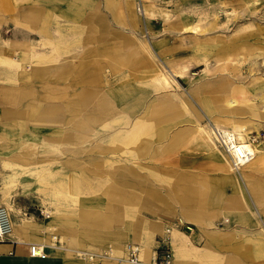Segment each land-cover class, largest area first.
<instances>
[{
	"label": "crops",
	"instance_id": "0c3cea01",
	"mask_svg": "<svg viewBox=\"0 0 264 264\" xmlns=\"http://www.w3.org/2000/svg\"><path fill=\"white\" fill-rule=\"evenodd\" d=\"M112 1L0 0V33L18 34H3L0 40V150L11 158L4 163L10 169L5 186L32 176L39 184V210L49 214L47 219L33 212L29 217L24 207L11 206L13 232L0 241V264H132L125 260L128 245L140 247L142 264H153L165 247L173 249V264H264L260 153L238 176L216 151L180 139L178 150L145 158L148 164L130 174L107 171L106 154L100 153L107 143L97 154L89 149L91 141L69 139L74 131H90L75 127L72 118L61 122L79 114L71 113L76 100L94 93L107 96L133 79L152 80L140 66L122 65V55L108 52L136 48L125 37L140 25L133 24V0ZM107 4L113 11H106ZM124 4L128 27L119 23ZM144 9L147 16L150 10ZM33 19H39V48L28 40L29 30L14 23L34 27ZM174 25L180 32L151 42L155 50L184 48L187 34ZM155 28L152 23L153 33ZM30 142L39 161L27 156ZM169 229H177V235ZM32 244L43 246L47 256H31Z\"/></svg>",
	"mask_w": 264,
	"mask_h": 264
},
{
	"label": "rangeland",
	"instance_id": "374dc122",
	"mask_svg": "<svg viewBox=\"0 0 264 264\" xmlns=\"http://www.w3.org/2000/svg\"><path fill=\"white\" fill-rule=\"evenodd\" d=\"M107 1L108 3L113 2L112 0ZM133 1L136 4V18L134 20L136 22L133 24L136 26L140 25L137 31L128 32L127 34L131 33V36L125 38L126 40H133L137 46L132 51L124 54L114 53L115 51H110V49L108 52H110L111 56L115 55L120 58L122 55L124 60H132L133 62L131 64L126 63V61L120 64L140 66L141 69L150 73L152 80L148 82H138L133 79L135 83L125 82L122 86L112 89L110 94L107 93V96L100 97V94H89V97L86 99H88L87 102H89L90 105L87 103V109H85L84 105L80 106V118L82 119V116L85 115V111L88 112L89 106L99 104L101 98H104L102 116L94 117L93 119L84 117V121L81 123L83 126L81 127L90 129V131H74L71 133L73 136L69 139L80 136L78 140L86 139L91 141L89 143L91 145L89 149L97 154H99V145L107 143L109 147L106 149L102 147V152L100 151L102 155L106 154V164L104 165L107 167V171L121 170L127 171L130 174L137 173V167L143 169L141 165L148 164L143 163V159L148 158L150 160H155L156 158L165 157L166 152L178 150V148L175 147L176 142L180 139L186 140L184 145L191 140H193V142L197 140L200 145L205 146L197 138L198 128H196L197 123L195 117H200L204 126L214 123V121L208 116V113L200 103L199 97L197 98L196 96L198 91L194 88L200 86V84H205V81L208 79L204 71L206 65L203 57L205 58L209 53H216V55H214L215 57L211 56L210 59L215 63L217 57L223 56V53L218 50V47L227 49L237 48V55L235 54L232 60L230 58L228 60L222 59L223 63L224 60H226L223 66L226 72H223L224 75L220 77L224 80L233 82L232 85L240 91H247L246 94L248 95H245L243 99L247 100L249 102L248 104L254 106L253 111L260 115L263 114L264 116V87H260L261 83L264 81V0H143L142 5L139 4L137 0ZM125 4L122 10L120 7L118 10V13L121 15L119 23L123 27H128L131 23L128 24L127 21L131 19L126 16L128 13ZM145 4L150 10L147 16L144 9V6H146ZM107 5L109 10L106 11H113L114 7L112 4ZM201 9L204 12H202ZM242 10L245 13H243ZM32 21L35 25L34 27H30L28 23L26 25L24 21L20 20H16L14 23L18 27L27 28L30 33L27 34L28 40H30V38L34 40L31 42L37 44L35 48H39V41L38 43L35 41L36 39L39 40V30H37L39 19H33ZM152 23H155L156 26L155 33L150 29ZM175 23L187 34V44L181 50L157 48L159 50L158 52L151 42L154 43L159 37L162 38L169 35L170 31L174 30L180 32L179 29L172 28L175 26ZM218 28H220V30H218ZM15 31L16 30L3 31L0 33V40L3 34L14 37L16 35ZM16 36H18V34ZM32 43H25L28 44L31 51L34 50ZM127 43L128 42H123L122 44ZM242 47L250 49V52L246 49L243 50ZM42 48L44 47L42 46ZM30 69L31 68H29V72ZM162 74L169 77L171 76L170 78L175 79L178 83H175V87L171 88L170 91L174 96H180L182 98L183 110L175 119H169L166 123L162 124V128L156 127L148 130L144 128L146 125V113L166 107V105L161 104L159 94L161 90L160 86L163 85ZM254 74L257 75L254 76ZM20 85L21 84L18 86ZM126 86L132 87L133 90L128 94V98L123 95V90ZM151 93L152 96L149 97ZM113 95H115V97L118 96V98L115 99ZM141 95L144 97V99H142L144 107L137 108L136 104L140 101L139 96ZM241 96H243V94H241ZM242 101L245 102L244 100ZM126 104H128L129 107H126ZM251 117L252 118L245 117L249 120L247 121L248 128L252 131L249 134L250 136L257 137L255 145L258 146L260 155L264 158V118L254 117V115H251ZM70 118H72L70 122L73 123L75 120H79L77 115H74L61 119V122L68 124ZM216 118L221 119L226 117H218L217 115ZM137 126H139L140 129ZM156 134L160 135L159 138L154 137ZM129 135H133L134 137L131 136V138H128L130 141L122 143L121 147H112V145H110V142L114 139H122L124 136ZM138 135L142 139L141 144L135 142L138 139ZM145 135L147 136L145 137ZM151 140L155 141L153 142ZM167 140H169V142L164 144ZM29 141L30 140H28V142ZM1 143L0 141V144ZM197 147L196 144L195 148ZM28 152L27 156H30L31 160L39 161V158L36 156L38 152L37 148L32 142L29 143ZM4 154H9V152L3 153V151L0 150V207H6L11 212H14V209L10 207L12 205L15 208L24 207L26 214L29 215L33 212L34 214H38L36 218H39L40 214V218L47 219L48 217L41 214V210H39V191L37 190L39 184L32 176L25 175L24 178L18 180L14 185L9 187L5 186L6 178L10 176V169L6 167L4 163L11 158H6L9 155ZM96 156L98 155L92 158ZM224 162L226 163V161ZM262 163L264 166V159ZM120 165L123 166L121 167ZM226 165L228 167L227 163ZM245 170L247 169L241 170L236 174L240 176V173H243ZM42 209L45 210L44 208ZM44 213L46 214L45 211ZM29 217H31V215H29ZM219 224L220 228L224 227L223 224ZM183 228L186 229V227ZM259 230L264 233V228Z\"/></svg>",
	"mask_w": 264,
	"mask_h": 264
},
{
	"label": "bare ground",
	"instance_id": "6f19581e",
	"mask_svg": "<svg viewBox=\"0 0 264 264\" xmlns=\"http://www.w3.org/2000/svg\"><path fill=\"white\" fill-rule=\"evenodd\" d=\"M221 4H222V2H221ZM127 8L129 9V7H127ZM201 11H202V9H201ZM202 12H204V11H202ZM242 12H243V10H242ZM243 13H245V12H243ZM218 30H220V28H218ZM227 35H229V34H227ZM205 37H207V36H205ZM242 48H243V50L246 49L248 52H250V49H248L246 47H242ZM218 50L221 53H223V56L217 57L216 58L217 61L215 63L213 62V60H210V59H211V56L212 57H215L214 55H216V53H209V54H207L205 56V58L203 57L204 63L206 65V68L204 69V71H205L206 77L208 79L205 81V84H202V85L200 84V86H198V87L196 86L194 88L196 91L199 92V93L198 92L196 93V96H197V98L199 97L200 103L202 104V106L204 107V109L206 110V112L208 113V116L214 121V123L206 124L204 126L202 124V121L200 120L201 118L200 117H195L196 123H197L196 128H198L197 138L207 148H209V149H211L213 151H216V153H219L221 155V157L224 159V161H226V163L228 164L229 171H231L232 173H234V172L235 173H238L241 170H244L247 167H249L255 161H257V159L259 158V153H260V150L258 149V146L250 143V146H251V148L253 150L254 158L251 161H249V163L243 164V165H241L238 168H234L233 165L231 164L230 157L217 145L218 142L214 138L213 133L215 132L216 129L222 130V131H224L226 133H229L231 131V132L236 133L241 140L250 141L251 136H250L249 133L252 132V131H251V129L248 128V122L247 121H249V120H247L245 117L252 118L251 115H254V117L264 118V116H263V114L260 115L257 112L253 111L254 106L248 104L249 102L247 100L243 99V97L245 95H248V94H246L247 91H243V92L240 91L238 88H235L232 85L233 82L228 81V80H224L222 77H220V76H223L224 73L226 72V70L223 68V66L226 63L225 61L228 60L229 58L232 60L233 57L235 56V54L237 55V52H236L237 51V48L236 49H227V48L218 47ZM103 55H105V54H103ZM222 59H226V60H224V63H223ZM124 61H126V63H129V64H131L133 62L130 59H126ZM93 62H94V60H93ZM243 63H245V62H243ZM201 65H203V64H201ZM226 69L229 70L228 68H226ZM256 75L254 74V76H256ZM260 76H262V75H260ZM161 77H162L163 85L160 86V89L161 90H160L159 94H160L161 104L166 105V107L163 108V109H159V110L152 111V112L149 111L148 113H146V116H145V119H146V123L145 124L146 125H145L144 128H147L148 130H150L152 128H156V127L157 128L158 127L159 128H162V124L166 123L169 119H172V120L175 119L179 114L182 113V110H183V108H182V101H183L182 98L180 96H177V97L174 96V94H172L171 91H170L171 88H174L175 87V83H177L176 80L170 78L171 76L169 77V76H167L165 74H162ZM260 87H264V81L261 83ZM57 91H59V90H57ZM132 91H133L132 90V87L126 86L124 88V90H123L124 97L128 98V94L131 93ZM167 91H169V92H167ZM53 92H55V90ZM175 93H176V91H175ZM50 94H51V92H50ZM241 94H243V96H241ZM113 96H114L115 99L118 98V96H116V97H115V95H113ZM139 99H140V101L136 104V106H137V108H143L144 107V105L142 103V99H144L143 95L139 96ZM242 100H244L245 102H243ZM87 101H88V99H85V100H82V101H76L74 104H72L71 113H73V114L74 113H76V114L79 113L81 111V108H80L81 105H84L85 106V109H87V103L90 105V103L87 102ZM103 102H104V98H101L99 104H96V105L93 104L92 106H89L88 112L85 111L84 112L85 115L82 116V119L83 120L80 118V114H78L77 117L79 118V120H76L74 122V126L77 127V128L81 127L82 126L81 123H82V121H84V117H87V118H90V119H93L94 117H101L102 116V111H103L102 110ZM125 106L126 107H129L128 104H126ZM217 115H218V117L219 116H223V117H226V118L219 119V118H216ZM260 124H262V123H260ZM137 127L139 128V126H137ZM160 130H162V129H160ZM164 134H163V136H164ZM131 136H133V135L124 136L122 139L121 138H116L112 142H110V145H112V147H121V144L122 143H126V142H129L130 141V139H128V138H131ZM146 136L147 135H145V137ZM159 136L160 135H157V134L154 135V137H157V138H159ZM135 142L141 144L142 139H141V137L139 135H138V139ZM138 146H140V145H138ZM42 181H44V180H42ZM69 190H70V188H69ZM58 195H60V193ZM66 195H68V194H66ZM9 215H10V218L8 217ZM48 216H49V214H48ZM10 219H11V213H10L9 209H7L6 207H1L0 208V230H1L0 232L2 234H4L5 230H7V231H9L10 236H11V234L13 232V222H12V219L11 220ZM187 229L188 230H192L191 227H188ZM176 230L177 229H169L168 231H172V233H176L175 232ZM177 232H178V230H177ZM176 235H177V233H176ZM263 235H264V233H263ZM4 237H3V239H4Z\"/></svg>",
	"mask_w": 264,
	"mask_h": 264
},
{
	"label": "built area",
	"instance_id": "2783aa9c",
	"mask_svg": "<svg viewBox=\"0 0 264 264\" xmlns=\"http://www.w3.org/2000/svg\"><path fill=\"white\" fill-rule=\"evenodd\" d=\"M137 1L139 4L142 5L143 0ZM213 135L218 142L217 145L230 157L231 164L234 168H238L243 164H247L254 158L253 150L250 146V143L255 145L257 141L256 136L251 135L250 141H244L241 140L238 135L234 132L230 131L229 133H226L219 129H216ZM41 214L46 217L48 216V214H45L44 211H41ZM8 217L10 218V215ZM2 236H5L4 239ZM9 236L10 233L7 230H5L4 234L0 232V241L6 240ZM30 254L33 257L40 258H45L47 256L44 253L43 247L35 244L30 245ZM139 254L140 247L135 245H128L126 248L125 260L132 264H142V260L139 258ZM173 262V249L171 247H165L164 249H162L161 254L153 264H173Z\"/></svg>",
	"mask_w": 264,
	"mask_h": 264
}]
</instances>
